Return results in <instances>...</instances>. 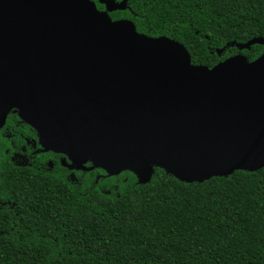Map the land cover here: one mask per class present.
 Returning <instances> with one entry per match:
<instances>
[{
  "label": "water",
  "instance_id": "1",
  "mask_svg": "<svg viewBox=\"0 0 264 264\" xmlns=\"http://www.w3.org/2000/svg\"><path fill=\"white\" fill-rule=\"evenodd\" d=\"M0 0V128L8 112L73 167L185 182L264 166V49L211 67L137 32L114 0ZM264 38L234 42L248 49Z\"/></svg>",
  "mask_w": 264,
  "mask_h": 264
},
{
  "label": "trees",
  "instance_id": "2",
  "mask_svg": "<svg viewBox=\"0 0 264 264\" xmlns=\"http://www.w3.org/2000/svg\"><path fill=\"white\" fill-rule=\"evenodd\" d=\"M114 1L123 8L110 18L180 42L193 64L211 67L237 53L251 61L264 49L233 44L264 38V0ZM57 153L66 155L45 149L8 112L0 128V264H264V166L201 182L154 166L143 183L89 160L80 173L85 163L60 164L49 156Z\"/></svg>",
  "mask_w": 264,
  "mask_h": 264
},
{
  "label": "flooded vegetation",
  "instance_id": "3",
  "mask_svg": "<svg viewBox=\"0 0 264 264\" xmlns=\"http://www.w3.org/2000/svg\"><path fill=\"white\" fill-rule=\"evenodd\" d=\"M33 141V140H32ZM50 157H52V158H56L57 160H58V162L61 164V162H64L65 164H69V162L71 161L66 155H64V154H61V153H57V155L56 154H50L49 155ZM70 160V161H69ZM47 161H49V159L47 160ZM50 161H53L52 159H50ZM54 162V161H53ZM85 164H83L84 166H83V168L81 169H78V171L80 172V173H83V172H88V170H87V168L90 166V163H88V162H84ZM85 170V171H84ZM87 170V171H86Z\"/></svg>",
  "mask_w": 264,
  "mask_h": 264
}]
</instances>
